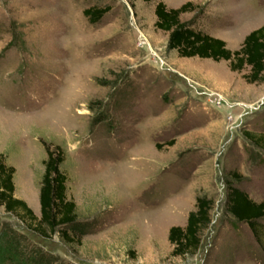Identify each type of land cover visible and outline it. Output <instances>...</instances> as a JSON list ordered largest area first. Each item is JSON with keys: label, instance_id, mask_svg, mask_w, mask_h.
Instances as JSON below:
<instances>
[{"label": "rangeland", "instance_id": "obj_1", "mask_svg": "<svg viewBox=\"0 0 264 264\" xmlns=\"http://www.w3.org/2000/svg\"><path fill=\"white\" fill-rule=\"evenodd\" d=\"M158 1L0 0V155L14 197L39 217L45 147H59L67 198L95 226L67 244L0 206V230L26 245L21 256L2 249L0 264H29L34 251L51 264H264V232L256 242L225 210L230 173L264 202V149L250 138H264V79L169 50L154 27ZM160 1L198 5L181 21L232 51L264 24V0ZM105 6L95 24L83 16ZM199 196L214 201L201 246L172 257L168 230L185 225Z\"/></svg>", "mask_w": 264, "mask_h": 264}, {"label": "trees", "instance_id": "obj_2", "mask_svg": "<svg viewBox=\"0 0 264 264\" xmlns=\"http://www.w3.org/2000/svg\"><path fill=\"white\" fill-rule=\"evenodd\" d=\"M134 3L137 0H126ZM145 3L153 0H139ZM199 8L192 2H186L178 8H168L162 1L154 7L157 30L167 33V48L174 50L180 58L211 59L215 62L226 61L231 72H241L249 68L244 79L251 84L261 83L264 79V24L249 32L239 49L230 50L223 40L214 38L194 27V20L181 21V16ZM110 10L105 7H91L83 10V16L90 24H95ZM253 142L264 149V138H254ZM168 144H172L170 141ZM46 158L39 188V212L37 218L27 204L14 197V169L5 164L0 155V206L7 213L22 212L33 225L30 230L39 236L58 234L67 244H81L84 236L92 233L95 226L77 218L76 205L67 198V178L60 170L64 162L63 152L59 147H45ZM231 180L226 183L225 210L238 224H245L250 229L256 242L260 243L261 222L264 221V202H256L234 184L240 181L235 173H230ZM214 201L206 196L195 199L194 210L189 212L183 227L172 226L168 230L167 240L171 246L172 257L195 255L202 243V233L210 224V212ZM25 238L9 228L0 230V251L8 248L21 256L25 251ZM25 248V249H23ZM14 254V253H13ZM15 255V254H14ZM21 259V258H20ZM23 259V258H22ZM21 261L23 262V260ZM50 255L39 251L33 252L29 264H51ZM24 263V262H23Z\"/></svg>", "mask_w": 264, "mask_h": 264}, {"label": "crops", "instance_id": "obj_3", "mask_svg": "<svg viewBox=\"0 0 264 264\" xmlns=\"http://www.w3.org/2000/svg\"><path fill=\"white\" fill-rule=\"evenodd\" d=\"M185 2H187V1H183L182 3H179V5L178 6H175V8H178L180 5H182V4H184ZM167 7L169 8V6L167 5ZM214 38H218V39H221V40H223L224 41V38L222 37V36H217V37H214Z\"/></svg>", "mask_w": 264, "mask_h": 264}]
</instances>
